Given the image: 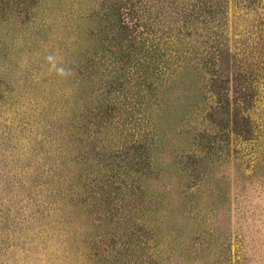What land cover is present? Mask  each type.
<instances>
[{"label": "rangeland", "instance_id": "1", "mask_svg": "<svg viewBox=\"0 0 264 264\" xmlns=\"http://www.w3.org/2000/svg\"><path fill=\"white\" fill-rule=\"evenodd\" d=\"M0 264H264V0H0Z\"/></svg>", "mask_w": 264, "mask_h": 264}]
</instances>
